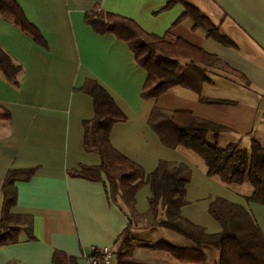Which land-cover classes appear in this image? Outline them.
<instances>
[{
    "label": "crops",
    "instance_id": "0c3cea01",
    "mask_svg": "<svg viewBox=\"0 0 264 264\" xmlns=\"http://www.w3.org/2000/svg\"><path fill=\"white\" fill-rule=\"evenodd\" d=\"M15 1L42 40L36 42L11 17L0 14V49L22 69L18 86L0 72V115L9 114L0 119V214L4 179L9 171H17L12 213L31 217L33 226L20 231L15 243L0 247V264H54L55 254L66 258L61 264H88L92 247L112 248L117 264H184L150 247L166 243L195 249L192 242L166 229L148 228L141 221L130 226L128 209L112 200L104 174L100 181L79 176L84 168L101 165L99 154L85 146L84 123L95 115L94 100L86 92L90 83L104 89L126 117L110 133L116 151L147 176L160 162L190 169L188 204L181 210L185 220L208 234H220L222 227L209 209L221 198L251 212L264 237V204L247 200L254 192L249 183L226 185L209 177L199 156L164 146L149 125L156 108L189 112L227 129L210 135V146L238 144L249 151L258 142L264 148V0H187L232 47L208 38L203 29L194 30L190 19L178 23L185 7L168 9L171 0ZM92 12L130 19L170 43L182 39L240 76L210 69V82L200 96L175 87L160 98L143 99L148 73L126 42L100 34L86 22ZM201 99L232 104L210 105ZM151 197L149 184L137 192V214L148 212ZM128 227L134 250L120 258V239Z\"/></svg>",
    "mask_w": 264,
    "mask_h": 264
},
{
    "label": "trees",
    "instance_id": "16d2710c",
    "mask_svg": "<svg viewBox=\"0 0 264 264\" xmlns=\"http://www.w3.org/2000/svg\"><path fill=\"white\" fill-rule=\"evenodd\" d=\"M177 4L185 7V19L193 22V29H203L208 38L232 47L233 43L223 37L218 28L187 0H171L167 8ZM0 14L11 17L14 23L26 34L40 43L42 35L26 18L24 11L15 0H0ZM86 22L100 34H113L126 42L134 53L137 63L146 70L148 79L143 89V99H157L175 87L194 91L199 96L205 84L210 82L208 73L216 69L240 76L216 56L190 45L182 39L175 43L151 35L134 21L110 13L92 12ZM21 67L0 49V72L11 84L18 86ZM248 84V82L246 83ZM86 92L94 100L95 115L84 123L86 151H96L101 158L97 168H84L80 177L90 181H100L106 177L112 200L128 209L130 226L146 224L148 228H163L192 242L195 249L176 247L166 243L151 246L164 250L184 264H207L204 248L210 247L220 253L219 264H264V237L251 212L225 199H217L210 207L212 217L221 225L222 232L211 235L205 229L185 220L181 210L188 203L186 187L191 180V171L185 165L160 162L158 168L147 176L144 170L114 149L110 133L114 124L125 122L111 96L95 83L86 86ZM204 104H232L221 100H200ZM9 118L8 113L0 119ZM149 125L158 135L162 144L170 149L183 148L194 152L205 163L207 175L217 177L226 185L249 183L254 192L247 200L264 204V148L253 142L249 151L242 150L238 144L226 148L210 146L208 137L226 132L225 127L195 117L189 112L154 109ZM17 171H9L3 185V204L0 214V247L15 243L20 231H31L33 221L28 216L12 213L16 206L17 192L15 182ZM31 172H27V177ZM149 184L152 197L150 208L144 215L135 211L137 192ZM131 227L120 239L118 255L130 256L134 250ZM61 254H55L54 264L65 261Z\"/></svg>",
    "mask_w": 264,
    "mask_h": 264
},
{
    "label": "built area",
    "instance_id": "2783aa9c",
    "mask_svg": "<svg viewBox=\"0 0 264 264\" xmlns=\"http://www.w3.org/2000/svg\"><path fill=\"white\" fill-rule=\"evenodd\" d=\"M88 264H117L114 259V250L108 247H92Z\"/></svg>",
    "mask_w": 264,
    "mask_h": 264
},
{
    "label": "rangeland",
    "instance_id": "374dc122",
    "mask_svg": "<svg viewBox=\"0 0 264 264\" xmlns=\"http://www.w3.org/2000/svg\"><path fill=\"white\" fill-rule=\"evenodd\" d=\"M205 252L207 256V264H219V253L215 249L206 247Z\"/></svg>",
    "mask_w": 264,
    "mask_h": 264
}]
</instances>
